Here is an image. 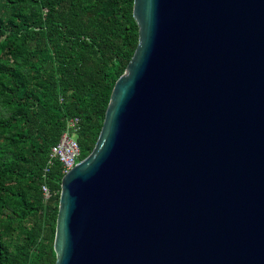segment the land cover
I'll list each match as a JSON object with an SVG mask.
<instances>
[{
    "label": "water",
    "instance_id": "obj_1",
    "mask_svg": "<svg viewBox=\"0 0 264 264\" xmlns=\"http://www.w3.org/2000/svg\"><path fill=\"white\" fill-rule=\"evenodd\" d=\"M139 43L61 184L55 264H264V0H134Z\"/></svg>",
    "mask_w": 264,
    "mask_h": 264
},
{
    "label": "trees",
    "instance_id": "obj_2",
    "mask_svg": "<svg viewBox=\"0 0 264 264\" xmlns=\"http://www.w3.org/2000/svg\"><path fill=\"white\" fill-rule=\"evenodd\" d=\"M133 8L134 0H0V264L56 263L64 167L49 165L50 154L76 118L79 161L93 151L139 43Z\"/></svg>",
    "mask_w": 264,
    "mask_h": 264
},
{
    "label": "built area",
    "instance_id": "obj_3",
    "mask_svg": "<svg viewBox=\"0 0 264 264\" xmlns=\"http://www.w3.org/2000/svg\"><path fill=\"white\" fill-rule=\"evenodd\" d=\"M78 122L79 119L77 118L69 121L68 127L63 133L59 144L52 148L50 154L48 164L53 165V162L60 161L64 167V175L79 162L81 152L75 137ZM43 193L45 200L50 199L52 196L51 191L46 186H43Z\"/></svg>",
    "mask_w": 264,
    "mask_h": 264
}]
</instances>
